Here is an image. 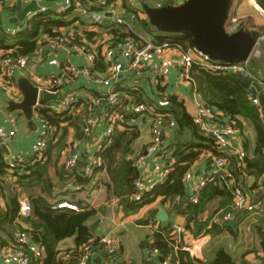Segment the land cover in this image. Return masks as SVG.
<instances>
[{"label":"crops","instance_id":"obj_1","mask_svg":"<svg viewBox=\"0 0 264 264\" xmlns=\"http://www.w3.org/2000/svg\"><path fill=\"white\" fill-rule=\"evenodd\" d=\"M58 1H0V29L5 31L9 27L16 26L28 29L27 22L30 25V20L33 18L30 17L31 13L38 10L40 6H46L49 10L45 13L50 12L53 17L58 18L60 21L61 25L54 29L55 32H58L59 35H67L71 42H86L90 44V48L97 50V60L98 58H102L104 61L106 70L111 64H118L120 65V72L112 81L111 86L106 87L96 84L82 74L72 83L64 86L58 93L44 94L45 102L48 105L47 109L50 110L48 114H44L53 124V129L50 133V137L53 136V138L48 142L45 149L47 156L45 155L43 160H38L34 154L38 132L41 128V113L38 112L37 107L34 108V124L30 125L23 112L12 110L11 105H9L10 102L22 101L23 94H20L22 95V98H20L18 92H9L0 88V135L11 131L15 132L13 136H9L6 140H3L0 136L2 153L8 164L7 173L3 178L4 194L0 200V215L3 216L7 212L8 198L15 191L20 194L21 198L24 196L28 197V191L24 187H21L20 184L29 185L31 190L29 192L31 194L34 193L35 196H41L52 206L55 202L68 201L77 204L81 209L87 206L95 209L97 215L91 218L87 222V225L90 227L97 219H101V223L94 235L98 238L109 237L110 240L118 244L116 258L118 264H163L164 262L162 263L161 259L165 261L167 256H173L178 264V255L181 249L175 248V244H172L169 251L159 249L157 246V235H172V224L177 223L185 229L181 235L185 243L193 242L196 239L191 231L186 229V215L178 213L174 209V206L177 203L182 210H187L186 203L190 202L194 185L199 180L212 177L216 174L217 169L214 166V159L220 154V151L217 154V152L214 153L210 150H201L199 158L192 164L184 178L186 194L184 203H181L179 198L173 202L170 200L164 202L163 197L159 196L138 211L126 214L120 204V198L112 195L109 191L108 185L112 184V182L108 174L105 158L102 155L105 167L97 171V185L91 188L87 179H83L81 182L77 181V177H80L81 171L88 165L87 142L91 139V137L83 134L80 122L82 116L90 114L93 101L98 96L108 92H130L134 95L137 103L149 102L154 106L155 103L158 105V102L165 98L168 99L170 95H176L184 101L187 110L192 116L197 114L200 107H206L208 104L205 103L201 94L197 91V82L192 78L191 72H189L190 79H184L181 76V68L178 64V52L173 51L172 55L175 62L166 76H156L154 74V68L162 65L161 59L156 55H153L152 59L143 64L139 69L132 70L129 67L131 60L125 59L120 55L117 49V40L119 38L117 31H120V27L123 30H121L122 32H127L128 29L122 27L123 25L121 26V24H117L115 18L131 21L132 31L136 32L140 37L157 40L162 34L150 24L149 18L143 9V5L146 4L144 0H109L112 11L103 9L105 11V19L102 24L98 25L93 24L91 16H81L73 10L63 13L58 12L56 10ZM90 1L93 11L102 10L100 6L96 5V0ZM152 3V6L158 4L165 5L168 3V0H152ZM232 9L234 10L233 14L239 17V22L243 21L245 28L250 31H256L260 35L252 55L246 62L247 66L255 72L258 81L243 78L238 74L233 75L245 88L251 103V97L258 99V105L252 104L260 113L261 119L264 122V21L261 22L262 20H259L264 18L260 12L255 10L252 0H234ZM133 11L136 12V18L132 20L131 14ZM136 19L138 20L137 28L133 25ZM50 37L47 34H43L38 38L37 47L33 53L29 54L27 51H23L22 55L27 58L30 70L18 76V78L21 76L29 78L30 72L41 76H47L52 73L61 75L65 70L67 62L75 64L80 68L89 65L86 55L69 49V45L56 49L50 48L48 44ZM17 39L18 36L6 42H9L13 46L16 44ZM103 45H110L111 51H109L110 53L107 52L109 55L102 50ZM39 47H42L44 50L42 60L37 55V48ZM4 51L0 47V58ZM97 60L93 72L102 73L98 69L95 71ZM18 90L20 91L19 87ZM70 92L77 94L78 103L72 112L64 114L57 109V103L63 94L66 95ZM211 108L216 112L217 122L232 125L236 128L233 146L225 155L228 158L230 168L238 167L240 169V175L235 178L243 186L255 207L252 211L243 209L245 213L237 223L236 229L226 226V222L224 224H214L211 219L204 232L201 233L204 239L201 256L198 259L202 260L205 264H214L218 250L224 249L232 256L235 264H264V175L257 180L253 175L246 174L244 172L246 168L245 163L241 164L235 154L237 149H243L244 144L245 146L247 145L248 150L245 149L247 156L253 153L257 145L255 130L248 122H244V128L241 131L239 125L232 124L231 119L223 112L218 111L217 108ZM153 111H146L143 114H129L121 126L116 127L112 138L101 152L104 153V150L112 145L118 133L126 132L127 136L133 138L131 143L132 150L127 156L135 168L133 177L142 178L146 186L156 185L162 179H165L167 176L164 177V171L167 170L168 175V168L179 160V158L173 156L171 148L175 140L174 131L176 128L172 129L168 127L165 121L166 128L164 129L160 147L152 152H147V148L150 146L152 140V124L155 113ZM98 115L95 114L96 117ZM106 126L107 124L102 122L95 128V134L101 135ZM64 135L66 136V147L59 155V146L56 145ZM243 138L247 139V143L244 142ZM73 141L79 142V148L76 151H71ZM3 145L6 146V150L3 149ZM52 147L53 150L51 151ZM141 154H144L146 157L143 167H139L137 164V159ZM17 155H22L28 161H35L34 168L36 169H40L44 162L49 160V165L47 166L48 173L44 178L47 177L50 180V185L46 182H40L43 177L41 180L28 178V180L25 179L26 181L21 183L20 176L24 174L30 175V171L25 166H13V156ZM69 155H76L78 158V164L75 168H68L66 165ZM233 156L236 158V164L233 162ZM77 186L81 187L78 188ZM131 199L135 201L134 196ZM220 202L221 199L218 198L209 203L207 209L200 217L204 219L209 217L217 218V215L222 212L218 211ZM161 210H165L169 214L170 218L168 221H160L159 212ZM19 227L21 226L18 223H14V226H9L6 222L2 224L0 229V264H18L11 260V257L14 253L15 234L21 230ZM21 228L22 230L26 228L32 229L27 222ZM169 239L171 238L169 237ZM98 245L101 246V249L94 250V247L97 245L93 246V253L89 258L88 264H103L107 258L105 246L100 242ZM81 248L76 244V236L61 240L57 246L59 252L58 261L61 264H78Z\"/></svg>","mask_w":264,"mask_h":264},{"label":"built area","instance_id":"obj_2","mask_svg":"<svg viewBox=\"0 0 264 264\" xmlns=\"http://www.w3.org/2000/svg\"><path fill=\"white\" fill-rule=\"evenodd\" d=\"M8 1H31V0H8ZM188 0H168L165 5H180ZM253 5L256 11L260 12L264 18V9L258 5L255 0ZM146 4L152 6V0H144ZM96 5L100 6L102 10L93 11V6L90 0H59L56 4V10L60 13L73 10L75 13L81 16H91L93 24H102L105 19V11L103 9H110L111 3L109 0H96ZM163 6L161 4L155 5V7ZM49 10L46 6H40V8L31 13L30 17H34L39 13L47 12ZM234 11V10H233ZM234 13V12H233ZM230 13L227 27L228 29L233 28L238 22L239 17L235 14ZM132 20L136 18V12L133 11L131 14ZM117 24H122L127 27L128 30H132L131 21H126L123 18H115ZM23 30L22 26L9 27L5 30L6 38L10 40L15 38ZM140 37V36H139ZM141 40L136 41L132 37H126L124 40L118 43V51L120 55L125 59H130L131 63L129 67L132 69H139L143 64L150 61L153 55H156L161 59L162 65L154 68V74L156 76H166L169 74L171 67L174 65L175 59L172 55L173 51L178 52V64L181 68V76L184 79H190L189 72L196 66L197 68L204 69L213 73H225V74H238L243 78L258 81L255 72L247 66V61L244 63H220L211 60L203 52L199 51L196 47H189L187 50L182 49V46H172L169 40L157 41L151 38L140 37ZM49 47L56 49L62 46L69 45L71 50L80 52L86 55L88 66L80 68L75 64L67 62L65 70L61 75L49 74L47 76H41L36 73L30 72V80L39 89V98L37 107L38 112L41 113V128L38 132V138L36 140L34 154L38 160H43L45 157V149L47 148L48 142L53 138L50 137L53 124L50 119L45 116L42 110L47 109L48 105L45 102V93H58L61 89L72 83L79 75H85L88 79L94 83L111 86L112 81L118 76L120 72V65L111 64L105 72H93L95 62L97 60V50L90 48V44L86 42H71L70 38L65 35H57L56 37H50L48 39ZM5 45L9 46V49L5 50L2 57L0 58V88L6 91H16L22 94L17 87L16 80L18 76L25 74L30 70L28 68V60L24 55H13L15 49L9 42ZM37 55L40 60L43 59L44 50L42 47L37 48ZM102 50L106 52L111 51L110 45ZM110 53V52H109ZM106 58H108V56ZM264 83V82H263ZM22 98V95H20ZM251 101L254 105H258L259 101L257 98L251 97ZM78 103V96L74 92L63 94L57 103V109L64 114H69ZM168 102L163 99L158 102V105H152L149 102H136L134 95L130 92H108L98 96L93 101L92 110L90 114L82 116L80 127L83 134L91 137L90 141L87 142L88 148V165L81 171L80 177L87 179L89 186L94 188L97 183V171L102 170L105 167V161L101 156L102 149L109 143L112 138L116 127L126 120V117L131 113H145L146 111H152L154 113V119L152 124V140L150 146L147 148V152H152L160 147L162 143V136L164 134L165 124L174 129L177 127V123L173 116L165 117V115L159 110L164 106H167ZM159 107V108H158ZM158 110V111H156ZM92 111V112H91ZM38 113V114H39ZM95 114H99L97 117ZM199 129L210 136L220 154L214 159V166L217 169L216 174L209 178L199 180L192 189V195L190 202L197 204L204 187L208 182L214 180L216 177L219 178L231 191L234 196V204L238 211L243 209L252 211L255 205L249 199V195L246 194L245 189L234 177L232 169L229 167L228 158L225 155L233 146V140L236 136L235 126L217 122L216 112L211 107H200L197 114L194 116ZM102 122L107 124L104 132L101 135L95 134V128ZM14 131L9 133H2L0 136L3 140L14 135ZM79 142L73 141L71 145L72 150H78ZM95 148V149H92ZM92 149V150H91ZM235 154L239 159L242 158L243 149L239 148L235 151ZM145 155L141 154L137 159L139 167H143L145 163ZM13 166H26L27 159L22 155L13 156ZM78 164V158L76 155H69L66 165L68 168H75ZM242 164V162H241ZM167 176V170L164 171V177ZM164 179H162L163 181ZM80 188L81 186H77ZM136 192L133 195L135 200H139L145 193L153 190V186H146L145 181L142 178H138L135 182ZM54 209H69L74 211L81 210L80 207L68 201L55 202L53 204ZM32 205L30 199L24 196L20 199V212L16 222L22 227L26 220L32 217ZM236 214L228 213L223 217L214 218L213 222L223 223L234 219ZM173 235L175 236V248L185 250L195 258H199L202 252L203 236L197 237L193 242L185 243L181 235L185 229L177 223L172 224ZM31 229L19 230L15 234V242L13 244L14 253L11 260L18 264H30L29 253L36 259H42L44 257V250L36 242L31 234ZM177 237V241H176ZM99 242L105 246L107 251V258L103 264H118V244L110 240L109 237H103L99 239ZM93 253L92 244H85L82 246L78 264H88L89 258ZM163 264H177L173 256H167Z\"/></svg>","mask_w":264,"mask_h":264},{"label":"trees","instance_id":"obj_3","mask_svg":"<svg viewBox=\"0 0 264 264\" xmlns=\"http://www.w3.org/2000/svg\"><path fill=\"white\" fill-rule=\"evenodd\" d=\"M256 3L264 9V0H256ZM137 19L133 24L136 28L138 27ZM60 25L59 19L53 17L50 12L37 14L30 20L29 28L23 29L18 35L17 42L13 45L14 49L16 48L13 55H22L23 51H27L29 54L33 53L37 47V39L43 34L56 37L59 34L55 32L54 29ZM122 27L127 28L125 25ZM119 30V32L117 31V35H119L117 40L118 43L126 37H132L136 41L141 40L139 35L132 30L122 32L123 30L121 27ZM6 37L5 31L0 29V47L4 50L9 49V46L4 44L7 40ZM157 40H169L172 46L180 45L184 50H187L189 47H194L190 39L184 34L162 33ZM96 67L95 71H97L96 69L101 72L106 71L105 63L102 58H98ZM191 75L192 78L196 80L197 91L201 94L206 104L223 112L231 119L232 124L239 125L241 131L244 128V122H248L254 128L257 136V145L253 153L247 156L245 149H248L247 145L245 146L244 144L243 155L239 161L246 165L244 172L253 175L258 180L264 175V122L261 119L260 113L250 102L245 88L233 74L213 73L194 66L191 69ZM159 110L166 118L173 116L177 123V127L174 131L175 140L171 148L173 150V156L179 158V160L168 168L169 172L167 177L154 185L152 191L145 193L139 200L132 201L131 199L136 192L135 182L138 178L133 177L135 168L127 158L132 150L131 143L133 138L127 136L126 132L118 133L112 145L104 150V153H101L105 158L108 174L112 182V184L108 185L109 191L112 195L120 198V204L126 214L138 211L144 205L153 202L159 196L163 197L164 202L169 200L173 202L179 198L181 203H184L186 196L184 178L192 164L199 158L201 150H210L218 154V148L214 140L199 129L195 117L187 110L181 98L176 95H170L168 97V105L159 108ZM49 111V109L42 110L45 114H48ZM245 139L246 138H243L244 142L247 143V139ZM65 141L66 136L64 135L56 145L59 146V155L66 147ZM52 150L53 147L51 148V151ZM50 153H48V155H50ZM45 155L47 156V151ZM232 159L236 164V158L233 156ZM27 163L29 165L25 167L30 171V175L24 174L20 176L19 179L21 183L28 180V178L41 180L42 177L43 179L40 182H46L47 184L50 182L47 177L44 178L48 173L47 166L49 165V160H46L40 169L34 168L36 164L35 161L27 160ZM7 167L8 164L4 159L0 146V200L4 194L3 178L7 173ZM231 169L234 173V177L240 175V169L238 167H231ZM77 181L81 182L83 179L77 177ZM20 185L28 191V198L32 205V217L27 219L26 222L29 223L32 228L30 231L34 240L38 242L44 250V257L42 259H36L32 253H29L30 264H61L58 261L59 252L57 246L61 240L68 237L76 236V244L78 247H82L85 244H92V246L99 244L100 238L96 237L87 225V222L97 215L95 209L89 208V206L83 209L80 208L81 210L79 211L54 209L53 206L41 196H35L34 193L31 194L29 192L31 191L29 185ZM20 198V194L16 191L8 198L7 212L3 216L0 215V229L5 222L9 226H14V223H17L16 218L19 217L20 212ZM218 198L221 199L218 211L222 212L217 216L223 217L228 213L236 214L238 212L234 204L233 194L217 177L208 182L204 187L197 204L191 202L186 203V211L182 210L177 203L174 206V209L178 213L186 215V229L191 231L194 237L197 238L201 236V233L204 232L211 219L212 223L217 224L213 222L214 218L209 217L204 219L201 218L200 215L205 212L209 203ZM224 223L225 222H223V224ZM19 228L22 230L21 227ZM169 237L171 239H169ZM172 244H175V236L173 234L157 235V246L159 249L169 251ZM178 264L205 263L191 256L189 252L180 250ZM214 264H235V261L226 250L220 249L217 252Z\"/></svg>","mask_w":264,"mask_h":264},{"label":"water","instance_id":"obj_4","mask_svg":"<svg viewBox=\"0 0 264 264\" xmlns=\"http://www.w3.org/2000/svg\"><path fill=\"white\" fill-rule=\"evenodd\" d=\"M233 4L234 0H188L180 5L160 7L144 4L143 9L150 24L159 32L186 35L194 47L211 60L226 64L244 63L252 55L260 35L245 28L243 21L228 29L227 24ZM28 26L29 22H27ZM17 84L23 94V100L10 102L9 105L12 110L23 112L26 120L32 125L39 89L25 76L18 78ZM208 107L206 105V108ZM3 149L6 150L5 145ZM244 213L245 210L238 211L234 219L227 221L225 225L236 229ZM169 218L165 210L159 212L160 221L166 222ZM100 223L101 219H97L90 226L92 233L96 232ZM99 249H101L100 245L94 247V250ZM161 261L163 263L164 259Z\"/></svg>","mask_w":264,"mask_h":264},{"label":"rangeland","instance_id":"obj_5","mask_svg":"<svg viewBox=\"0 0 264 264\" xmlns=\"http://www.w3.org/2000/svg\"><path fill=\"white\" fill-rule=\"evenodd\" d=\"M233 12H234V11H233V9H232V13H233ZM258 16H259V15H258ZM259 20H262L261 22H263V21H264V19H262V18H261V19H259ZM103 46H104V47H106V46H108V45H103ZM165 100L168 102V99H166V98H165ZM155 105H156V103H155ZM167 105H168V104H167ZM218 217H219V216H218Z\"/></svg>","mask_w":264,"mask_h":264}]
</instances>
